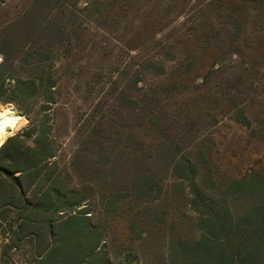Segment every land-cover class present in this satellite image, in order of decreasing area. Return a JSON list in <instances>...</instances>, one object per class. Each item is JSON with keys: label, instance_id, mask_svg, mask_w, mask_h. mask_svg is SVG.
<instances>
[{"label": "rangeland", "instance_id": "rangeland-1", "mask_svg": "<svg viewBox=\"0 0 264 264\" xmlns=\"http://www.w3.org/2000/svg\"><path fill=\"white\" fill-rule=\"evenodd\" d=\"M0 67L7 88L42 81L0 110L27 120L16 134L48 119L54 171L113 263L170 264L172 238L200 237L203 204L264 174V0H6ZM2 210L0 264H42L47 239L13 233Z\"/></svg>", "mask_w": 264, "mask_h": 264}, {"label": "trees", "instance_id": "trees-1", "mask_svg": "<svg viewBox=\"0 0 264 264\" xmlns=\"http://www.w3.org/2000/svg\"><path fill=\"white\" fill-rule=\"evenodd\" d=\"M7 80L0 67V101L7 92L27 100L43 86L42 81L15 79L12 88H7ZM54 87L49 78L51 100L42 105L44 111L55 101ZM51 130L48 119L31 123L0 147V203L3 214L11 212L15 218L13 233L47 239L42 264H132L128 259L113 263L107 257L102 233L92 225L85 208L78 210L82 197L54 171ZM177 169L185 171L182 166ZM237 205L244 209L237 211ZM202 212V233L197 240L169 241L170 264H264V174L231 181L220 199H211V206L203 204ZM65 243L72 246L69 254L76 258H58Z\"/></svg>", "mask_w": 264, "mask_h": 264}, {"label": "bare ground", "instance_id": "bare-ground-1", "mask_svg": "<svg viewBox=\"0 0 264 264\" xmlns=\"http://www.w3.org/2000/svg\"><path fill=\"white\" fill-rule=\"evenodd\" d=\"M20 116L21 115L19 113H16L11 109L0 110V128L3 129V135H0V146L3 144L4 140L6 139V136L9 135V133L11 132L10 130L12 125L10 124L4 126L5 122H7V120L18 121L22 119Z\"/></svg>", "mask_w": 264, "mask_h": 264}, {"label": "built area", "instance_id": "built-area-1", "mask_svg": "<svg viewBox=\"0 0 264 264\" xmlns=\"http://www.w3.org/2000/svg\"><path fill=\"white\" fill-rule=\"evenodd\" d=\"M13 109V108H12ZM15 111V110H14ZM16 112V111H15ZM22 119L18 120V121H10V120H7V122H5L4 126H7V125H12L11 126V132L9 133V136L8 137H12L14 136L16 133H18L19 131V128H21L25 122H27V120L23 117V116H20ZM24 123H23V122ZM7 139V138H6ZM6 139L4 140V142L6 141ZM3 142V143H4Z\"/></svg>", "mask_w": 264, "mask_h": 264}, {"label": "clouds", "instance_id": "clouds-1", "mask_svg": "<svg viewBox=\"0 0 264 264\" xmlns=\"http://www.w3.org/2000/svg\"><path fill=\"white\" fill-rule=\"evenodd\" d=\"M0 135H3V129L0 128Z\"/></svg>", "mask_w": 264, "mask_h": 264}]
</instances>
